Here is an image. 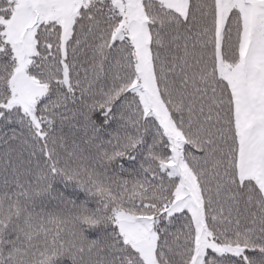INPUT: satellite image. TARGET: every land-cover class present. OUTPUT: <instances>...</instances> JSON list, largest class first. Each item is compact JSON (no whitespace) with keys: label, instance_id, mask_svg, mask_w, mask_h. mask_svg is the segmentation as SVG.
Masks as SVG:
<instances>
[{"label":"snow or ice","instance_id":"1","mask_svg":"<svg viewBox=\"0 0 264 264\" xmlns=\"http://www.w3.org/2000/svg\"><path fill=\"white\" fill-rule=\"evenodd\" d=\"M0 264H264V0H0Z\"/></svg>","mask_w":264,"mask_h":264}]
</instances>
